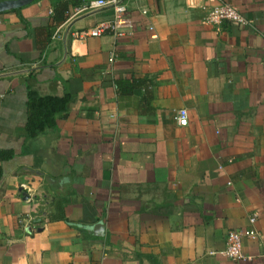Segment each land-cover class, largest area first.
Returning a JSON list of instances; mask_svg holds the SVG:
<instances>
[{
	"label": "crops",
	"instance_id": "0c3cea01",
	"mask_svg": "<svg viewBox=\"0 0 264 264\" xmlns=\"http://www.w3.org/2000/svg\"><path fill=\"white\" fill-rule=\"evenodd\" d=\"M88 1L0 13V264H264V0H122V39L82 35ZM28 90L69 97L34 138Z\"/></svg>",
	"mask_w": 264,
	"mask_h": 264
},
{
	"label": "built area",
	"instance_id": "2783aa9c",
	"mask_svg": "<svg viewBox=\"0 0 264 264\" xmlns=\"http://www.w3.org/2000/svg\"><path fill=\"white\" fill-rule=\"evenodd\" d=\"M122 0H91L86 2L78 9V13H90L102 8H110L112 16L104 21L97 23L88 29L82 35L84 37L99 38L105 35L111 36L113 39H122L129 37L133 32V20L126 15V8L121 2ZM141 15H145L146 11L142 10ZM203 22L209 25H218L221 22H232L240 26L246 25V20L233 7L227 4H219L205 11ZM151 32V28H147ZM150 39H155V35H150ZM113 56L107 59L111 63ZM185 122V112L180 111L177 117V123L182 125ZM251 227L244 231H228L226 233V246L221 255L233 261H244L247 258L241 253V241L243 238H249L255 235L252 225L253 219H249Z\"/></svg>",
	"mask_w": 264,
	"mask_h": 264
},
{
	"label": "trees",
	"instance_id": "16d2710c",
	"mask_svg": "<svg viewBox=\"0 0 264 264\" xmlns=\"http://www.w3.org/2000/svg\"><path fill=\"white\" fill-rule=\"evenodd\" d=\"M13 13L17 19L25 26V21L20 17L19 10L9 11ZM69 97L64 95L61 98L56 97H38L35 93L27 91L26 121L24 125V133L27 138H34L37 134L46 129H52L56 120H64L66 118V106ZM12 156L10 151L0 150V176L1 163L8 161Z\"/></svg>",
	"mask_w": 264,
	"mask_h": 264
},
{
	"label": "water",
	"instance_id": "95a60500",
	"mask_svg": "<svg viewBox=\"0 0 264 264\" xmlns=\"http://www.w3.org/2000/svg\"><path fill=\"white\" fill-rule=\"evenodd\" d=\"M36 0H6L0 1V13L9 12L12 10H19Z\"/></svg>",
	"mask_w": 264,
	"mask_h": 264
}]
</instances>
